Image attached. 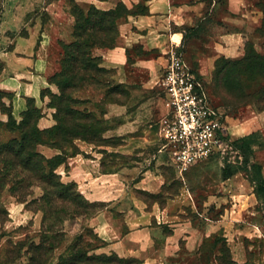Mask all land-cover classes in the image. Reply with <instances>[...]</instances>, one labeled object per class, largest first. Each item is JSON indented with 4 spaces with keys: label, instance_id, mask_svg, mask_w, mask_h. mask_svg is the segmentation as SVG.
Wrapping results in <instances>:
<instances>
[{
    "label": "rangeland",
    "instance_id": "obj_1",
    "mask_svg": "<svg viewBox=\"0 0 264 264\" xmlns=\"http://www.w3.org/2000/svg\"><path fill=\"white\" fill-rule=\"evenodd\" d=\"M6 1L0 0V24L7 8ZM33 1L37 0H31L30 5L24 7L23 11L33 9L31 4L34 3ZM41 1L35 2L40 3L41 6L31 10L26 21L20 23L13 20L3 26L4 33H0V59L3 49L11 50L20 37L25 38L32 28L36 27L38 30L45 22L46 16L42 9L46 0ZM262 1L256 0V4ZM256 4L253 10L259 14L248 28L247 42L253 43L257 53L263 54L264 37L257 34V29L261 26L264 13ZM66 6L69 12L74 14L77 6L75 1L66 0ZM128 12L127 7L124 6L118 9L120 15ZM218 26H222L223 31L230 30L224 24H218ZM186 39V48L181 49L183 57L207 90L211 104L218 111L220 121L228 131V137L234 141L249 136H238L244 135L246 130H242L237 136L232 135L231 132L236 124H247L249 120L264 112L259 111L255 103L246 102L242 92L239 91L240 84H243L246 94L257 98L256 94L262 88V82L243 80L241 74L230 67L239 59L225 57L216 59L211 72L201 74L197 67V52L198 49H203L202 41H193L189 32ZM38 42V38L34 39L30 48L36 47ZM225 67H227L226 70L221 73L220 70ZM166 69L167 67L158 73L154 84L156 99H161L160 105L154 110L158 113L164 111L163 104L167 108L166 96L160 87ZM28 72L8 69L6 79L15 82L14 79H19V75L29 76ZM113 76V73L109 76L102 75L99 77L100 84L98 79L94 78L89 82L93 85H82L75 90L67 91L64 95H61L58 87L51 83L49 77V85L38 93L37 99L20 95L25 98L26 109L19 116H15L12 110V102L17 94L16 91L14 92L15 87L7 88L0 84V143L21 140L23 133L19 128L24 123L28 130L35 132L36 139L41 140L42 145L37 147L39 153L48 159L55 158V165L67 159V166L62 164L56 170V174L61 177V182L66 185L73 182L65 178L70 170L71 158L95 157L99 159L103 172L138 166L139 169L134 171V180H124L122 188L133 190L134 196L144 204L151 205L155 201L162 203L166 194L174 195L184 188L193 196L194 203L203 215L200 217L198 214H193L191 210L188 213L190 218L196 217L205 222V217L211 220L226 217L225 212L231 208V200L225 198L224 193H235L240 190L250 192L253 188L247 179V174L242 172L243 157L239 152L233 148V151H229L224 157L215 156L198 163L182 177L170 152L163 149L165 140L162 137L161 124L169 111L162 118L161 116L151 118L149 123L152 127L148 129V132H143L144 128L140 132L128 133L124 136L115 132L124 117H128L130 108H125L123 110L125 112L120 115V106L127 105L129 91L123 85L117 84ZM227 79L229 84L226 83ZM28 99L34 101L35 111L23 118V113L28 109ZM56 118L62 121V124L61 122L57 124ZM145 121L146 119H143L141 122L143 127L149 120ZM56 126L60 130L58 134L55 131V134H51V131L48 133ZM252 134L253 141L256 143L255 159L263 158L264 160V132ZM82 146H88L89 152L83 151ZM158 153L163 157L160 166H156L159 160ZM147 170L155 171L160 177L155 194L135 186L141 174ZM6 173L4 167L0 165V264H140L138 259L122 258L112 251L103 250V242L90 226V220L103 209V204L89 202L81 193L78 184L77 191L81 197L74 191L47 187L31 178L32 172H25L20 168L17 173H13L8 178L5 176ZM225 174H228L230 178L225 179ZM60 193L69 195L73 200L60 199ZM213 200L214 202L211 203ZM256 207L263 212L264 219V199L258 200ZM248 216L245 214L246 219ZM229 233V238L235 241L233 245L236 248L237 244L246 239L242 233L247 232H242L241 229L234 228ZM226 234L228 233L222 229L206 237L199 247L202 256L189 258L187 264H207L213 248L218 242L226 240L224 237ZM247 241L250 243V240ZM261 241L260 249L258 246L252 248L258 254V264H264V238H261ZM229 251L224 250L220 262L238 264L232 262L233 256L230 249ZM217 253L220 255V251ZM116 255L123 259V262L116 259ZM248 264H255L252 256Z\"/></svg>",
    "mask_w": 264,
    "mask_h": 264
},
{
    "label": "crops",
    "instance_id": "obj_2",
    "mask_svg": "<svg viewBox=\"0 0 264 264\" xmlns=\"http://www.w3.org/2000/svg\"><path fill=\"white\" fill-rule=\"evenodd\" d=\"M74 1L84 10L93 6L101 11H111L122 4L129 11L118 20L119 38L116 47L93 50V54L101 58L102 67L111 70L117 84L129 91L127 105L120 106V115L125 112V108H130L128 117H124L115 130L120 136L140 132L143 128V132H148L152 127L149 123L151 118H162L167 114L165 104L162 113L154 111L161 101L160 98L156 99L154 84L158 73L168 65L171 49L185 50L186 29H193L190 33L193 41H202L203 49L197 52V67L204 75L214 69L219 57L240 59L245 55L248 28L259 14L253 10L256 0ZM30 2H5L7 8L0 24L1 34L6 23L26 21L27 15L41 6L35 2L42 1H33L32 11H23ZM42 11L46 16L45 22L38 30L32 28L25 38L18 39L11 50L1 51L0 84L7 88L15 87L14 92L17 94L12 102L15 116L26 109L25 98L20 95L38 98V93L49 85V77L60 70L62 43L68 44L74 40L75 17L69 12L66 0H46ZM218 24H224L230 30L223 31ZM37 38V46L30 48ZM8 69L27 70L29 76L19 75V79H14L15 82L8 81ZM143 119H146L145 122L149 120L144 127L141 123ZM234 127L231 134L235 136L241 134L239 132L242 130H246L245 134L238 136L264 132V114L249 120L247 124H236ZM81 148L89 152L88 146ZM157 156L159 160L156 166H160L163 157L159 153ZM257 160L263 166L264 174V160ZM138 169L137 166L103 172L99 159L95 157L71 158L70 170L65 178L78 184L89 202L103 204V209L90 220V226L103 242V250L112 251L122 258L138 259L140 264H187L189 258L202 256L199 247L206 237L224 229L228 233L224 237L227 247L231 246L232 259L239 264H246L252 256L253 262L258 264V254L252 248L258 246L260 249L262 246L264 219L263 212L256 207L258 199L254 188L250 192L240 190L224 193L225 198L231 200V208L225 213L232 216L226 215L217 220L205 217L203 222L196 217H189L191 210L200 217L203 215L194 203L193 196L184 188L177 194H166L162 203L155 201L151 205L137 199L133 190L123 189L124 180H134V171ZM159 179L155 171L147 170L141 174L135 186L155 194ZM245 214L249 215L248 219ZM234 228L247 232L242 234L250 243L243 239L236 248L233 245L235 241L229 238V232ZM220 245L213 248L207 264H219L217 252Z\"/></svg>",
    "mask_w": 264,
    "mask_h": 264
},
{
    "label": "trees",
    "instance_id": "obj_3",
    "mask_svg": "<svg viewBox=\"0 0 264 264\" xmlns=\"http://www.w3.org/2000/svg\"><path fill=\"white\" fill-rule=\"evenodd\" d=\"M76 5L74 14L71 13L75 17L73 31L74 40L68 44L62 43L60 70L50 77L51 83L58 87L61 95L85 84L93 85L89 82L93 81L94 78L98 79V83L100 84L101 81L99 80V77L102 75L109 76L113 73L111 70L102 67L101 58L95 56L93 50L95 48L113 49L116 47L119 38L118 20L126 15L118 14L119 7L124 6L122 4H120L116 10L111 11H101L93 6L88 8V10H84L78 4ZM256 6L261 8L264 13V0L261 3L258 2ZM186 30L187 33L193 32V29ZM257 34L264 37V18L261 26L257 29ZM231 65V68H235L241 74L243 80L251 82L259 80L262 82V88L256 94V96H258L257 98H254L251 94H246L243 90L244 87L242 83L240 84L239 91L242 92L243 98L246 102L255 103L258 110L264 112V53H257L254 44L247 42L245 46V55ZM226 68L227 67L223 68L220 72L223 73ZM226 83L229 84L228 79ZM33 102L32 99H28V109L23 113V118L28 116L30 112L32 113L35 111ZM56 120L57 124L60 122L62 124V121L57 118ZM19 130L23 133V138L21 140L15 139L6 144L0 143V165H2L7 172L5 176L7 178L12 176V174L17 173L20 168L22 171L29 173L32 172L33 177L31 178H34V180L47 187L74 191L81 197V194L77 191L76 183L72 182V184L66 185L61 182L60 175L56 174V170L62 164L67 166V159L58 165H55V158L48 159L37 151V147L42 145V142L40 139H36L37 136L35 132L28 130L24 123ZM54 131L58 134L60 131L58 126L54 127L53 130H49L48 133L55 134ZM253 139L254 137L252 134L243 138H238L232 141L231 144L243 157L242 172L247 174V179L253 185L257 199L262 200L264 199L263 166L255 159L254 148L256 143ZM228 178H230V176L225 174V179ZM59 198L62 200H73V198H70L69 195L66 196L64 193H60ZM217 244H221L219 250L220 255L218 256L217 261L219 264H223L220 262V258L223 256L224 250L226 249L229 251V248L225 241L218 242ZM116 257V259L123 262V259H120L117 255ZM231 260L232 262L237 263L232 258Z\"/></svg>",
    "mask_w": 264,
    "mask_h": 264
},
{
    "label": "built area",
    "instance_id": "obj_4",
    "mask_svg": "<svg viewBox=\"0 0 264 264\" xmlns=\"http://www.w3.org/2000/svg\"><path fill=\"white\" fill-rule=\"evenodd\" d=\"M160 87L166 96L168 115L161 133L179 174L212 157L233 151L228 131L211 104L203 83L185 61L181 50L171 49Z\"/></svg>",
    "mask_w": 264,
    "mask_h": 264
}]
</instances>
